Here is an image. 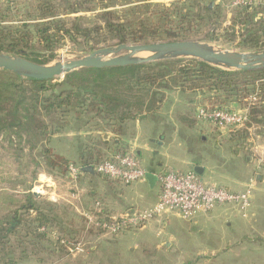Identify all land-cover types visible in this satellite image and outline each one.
Listing matches in <instances>:
<instances>
[{"label":"trees","instance_id":"16d2710c","mask_svg":"<svg viewBox=\"0 0 264 264\" xmlns=\"http://www.w3.org/2000/svg\"><path fill=\"white\" fill-rule=\"evenodd\" d=\"M51 2L35 0L38 12L35 19L23 20L15 27L0 25V54L47 65L54 59L61 42L67 38L72 42L81 39L89 51L111 43L118 46L188 41L192 38L193 27L213 24L210 14L217 15L220 11V6L211 1L206 4L193 3L186 8L185 14L177 10L180 3L170 7L159 5L151 17L135 22L125 18V14L120 15L104 7L101 8L98 22L82 26L79 17L71 22L60 19ZM63 4L66 6L60 9L65 16L90 11L79 7L78 3L69 4V0H61L60 7ZM202 12L206 15L203 16ZM154 18L156 22H152ZM233 25L241 27L237 35V47L241 51H264V5L236 9ZM234 33L232 39L235 38ZM204 40L217 42L218 37L210 32ZM171 91L209 95L206 98L209 106L203 105L209 111H237L246 106L247 122L240 130V139L248 145L245 143L247 130L253 126L264 134V68L225 71L196 59L178 58L126 67L86 68L72 72L60 81L35 80L0 70V137L17 138V144H9L19 147L18 156H22L20 153L24 148L36 153L39 157L36 164L44 165L48 174L68 178L69 167L73 166L79 170L75 180L90 175L113 185L115 180L104 178L93 169L115 153L127 154L115 149L118 138L112 142L114 149L105 155L94 153L86 146L79 147L78 160L73 162L49 147L50 137L69 129L80 132L88 126L90 120L87 116L90 115L92 119L96 117L108 122L112 127L110 132L119 136L127 122L148 114L152 116L163 102L164 93ZM249 98L253 100L251 105L247 102ZM182 122L186 126L193 125V122ZM30 201L28 197L29 206L19 208L23 210L22 215L19 214L20 210H9L10 214L0 221V248L5 246L4 242L10 235L17 234L15 231L19 227L23 228L18 235V254L15 255V249L1 256L0 264H19L17 260H20L21 250L35 252L42 242L62 254H69V249L83 243L85 236L101 235L93 227H87L84 218L82 232H58L55 230L57 226L50 223L48 212ZM4 203H0L1 211L5 210L2 206ZM29 210L34 212L33 218H29ZM99 216L110 219L104 208ZM51 233H56L65 244L52 241L49 237ZM29 236L32 238L30 241L26 239Z\"/></svg>","mask_w":264,"mask_h":264},{"label":"rangeland","instance_id":"374dc122","mask_svg":"<svg viewBox=\"0 0 264 264\" xmlns=\"http://www.w3.org/2000/svg\"><path fill=\"white\" fill-rule=\"evenodd\" d=\"M132 0H69V4L78 3L79 7L83 9L90 10L88 12L78 13L75 15H62L61 9L66 6L60 7L61 0H52L50 5L55 7V10L59 13L58 16L62 20H67L71 22L75 17L81 18L80 24L82 26H90L98 22V16L101 14L102 9L107 7L109 10L118 12L120 15L125 14V18L133 19L135 22L137 20L151 17L152 13L157 11V6L170 7L178 4V12L185 14L186 8L193 3L206 4L208 0H172L168 3H145L141 0H135L137 4L128 5L127 3ZM235 12V11H234ZM234 12L227 15L225 10L220 7V11L215 14L211 13V18L213 24H207L205 27H193L191 39L188 41H196L200 43H205L215 48L223 51H233V52H250L241 51L237 44L239 38H237L240 32V26L233 25ZM61 13V14H60ZM203 16L206 13H201ZM38 15L35 0H0V25L3 27H15L23 20L35 19ZM208 15V14H207ZM217 17V18H216ZM126 20V19H124ZM129 21V20H127ZM152 22H156L154 18ZM215 24V25H214ZM214 27V28H212ZM214 33L218 37L217 42H207L205 37L210 33ZM235 32V33H234ZM234 33L235 38L232 39V34ZM264 39V37H262ZM117 45L111 43L108 45H99L95 50L89 51L81 39H77L76 42L70 41L68 38L61 42V45L57 48L56 55L54 59L47 65H53L57 62H64V60L75 59L79 57H85L91 54L93 51L101 50L105 48H115ZM251 53V52H250ZM123 55V53H120ZM149 56L148 54H141L139 57L143 58ZM111 56L104 57V59H109ZM178 59V58H177ZM188 59V58H179ZM62 80V79H57ZM163 102L157 106L155 113L144 115V117L137 118L133 121H138L141 126L146 123L154 121V123H168L171 122V127H174L185 135V138L190 145L191 151H202L205 149L206 160L215 167L214 172L219 173V169L226 171L229 175L231 174L237 180L244 179L245 177H252L258 173H261V166L264 163V134L259 133L260 129L253 126L247 130V144L242 142L240 130L243 127L225 128L220 129L212 124L202 122L197 118V108L204 107L208 105L207 96L196 95L191 92L179 93L177 91L165 92ZM253 100L249 98L247 102L250 103ZM255 102V101H254ZM248 104V103H247ZM204 105V106H203ZM209 106V105H208ZM241 112L246 111L247 107L244 106ZM90 120L88 126L85 129L80 130V132H75L69 129L63 132L62 143L66 153L72 152L74 150L73 143L67 140L70 137H66V134H77L76 146L83 147L86 146L90 148L94 153L99 152L101 155H105L109 150L113 148V140L120 139V135L117 136L111 133V128L108 122L101 120L100 118L92 116H87ZM86 117V118H87ZM91 118V119H90ZM182 121L193 122V125L186 126L182 124ZM128 123V122H127ZM73 126V125H72ZM129 136H126L130 138ZM17 138L15 137H0V203L5 202V210H0V221L10 214L9 210H20L23 214V210L19 209L21 204H18L19 199L24 200L27 198L30 192V185L34 184L36 172L47 173V168L42 164H36L39 160L36 153H30L27 149H23L21 157L18 156L17 147H12L11 143L17 144ZM9 142H11L9 144ZM105 142L108 144L106 145ZM107 146V148L105 147ZM50 147V146H49ZM51 148V147H50ZM52 149V148H51ZM203 149V150H204ZM53 150V149H52ZM54 151V150H53ZM55 152V151H54ZM56 153V152H55ZM23 157V158H22ZM260 168L257 169V168ZM258 171L256 173L255 171ZM264 173V171L262 172ZM51 175V174H48ZM206 175V173H205ZM54 177V175H51ZM216 175L206 176L207 179L215 177ZM61 179V177L57 176ZM68 176V180L74 181L76 185L74 192L82 190L80 193L88 208L87 213H91L94 209L95 202L101 205V208L106 210V213H111L112 217L123 215L121 213L120 207L123 203L128 205L133 204L132 201H143L150 197V192L147 187L140 182H134L129 185H124L119 181L112 182L113 185H108V182L96 176L83 175L80 180H76ZM158 188V186H157ZM7 189L6 191H3ZM29 189V190H28ZM254 189V187H253ZM27 190L26 194H16L12 191H24ZM76 190V191H75ZM36 191V190H35ZM261 193L255 192V197L253 201V212L256 216L251 220V227L249 228V220L242 218L241 212L234 206L233 214L234 219L231 220L232 225L229 228H223L221 225V218H215L206 220L203 222V228L199 231L197 227L190 220H184L181 216L175 212L160 214L157 217L149 220L143 227L132 228L119 232L116 235H99L100 240H112L115 237L117 239V249L119 251L121 260L128 261L127 264H135L139 262H145L150 260H155L158 257L166 256V248L161 247L158 253H154V250L144 251V248L153 249L156 243L161 241H166V238L170 234H179L182 232H216L219 235L220 240L226 239L222 234L223 232L228 235V239L231 241V251L228 254L219 252L216 259L220 264H243L245 260H249V256L253 257L259 246V235L253 233L251 237H247V246L243 248L241 241L244 236V232H264V178L261 185ZM122 192V194H121ZM159 192V189H157ZM253 192L251 193L250 200H252ZM122 202V203H121ZM38 206L48 212L50 223L57 226L55 230L58 232H82L84 228L83 216L75 212L71 213L69 210H61L58 206L53 207L50 203L46 201H37ZM6 206V207H5ZM37 207V206H36ZM35 207V208H36ZM57 207V208H56ZM136 209H140L135 207ZM7 210V211H6ZM128 208L124 211H130ZM252 209H248L250 211ZM119 211V212H118ZM143 211V210H134ZM29 218H33L34 214L27 213ZM163 216V217H162ZM202 216V215H201ZM166 218V219H165ZM22 228V227H21ZM20 227L15 231L13 235H10L5 241V246H3L0 252V257L5 256V254L15 250L20 242L18 235L23 232V228ZM21 234V233H20ZM73 235V234H72ZM77 235V234H76ZM80 237V236H79ZM97 238V237H95ZM28 241L32 239L30 236L26 238ZM86 239V238H85ZM83 242L84 251L88 247L89 243ZM103 244V243H102ZM106 246V245H105ZM135 250L131 251V248ZM252 251V252H250ZM14 252V251H13ZM17 249L15 250V255H17ZM14 255V256H15ZM77 254H74L76 256ZM150 259V260H149ZM176 261V259L171 262ZM222 262V263H221Z\"/></svg>","mask_w":264,"mask_h":264},{"label":"crops","instance_id":"0c3cea01","mask_svg":"<svg viewBox=\"0 0 264 264\" xmlns=\"http://www.w3.org/2000/svg\"><path fill=\"white\" fill-rule=\"evenodd\" d=\"M132 1L133 2L129 1L127 4H137L135 0ZM170 1L172 0H141V2L145 3H168ZM234 107H236V105H234ZM171 125V122H168L167 124H155L154 121H152L141 126L138 121H130L123 126V131L119 137L120 139L115 140V149L135 155L140 162V165L148 172V174H152L153 176L161 170L186 173L191 171L194 172V168L199 167L202 169V174L198 176L205 184L214 185L230 191H242L249 180L254 179L253 195L249 207V210H252L250 211V214L249 211H247L245 216L242 215V218L244 219L250 217V228L251 220L256 216V213L253 212L252 205L255 192H262L261 185L264 178V173H262L264 171V163L261 166V170H263L261 173H258L256 170L255 172L258 174L252 177H249L248 175V177L241 180L235 179L231 174L229 175L222 169H219V173L216 174V172H214L216 171L215 167L206 160L207 158H205L207 156L205 149L202 148V151H191L185 135H183L182 132L179 133V131H177L176 128L171 127ZM74 133L65 135L67 138L71 136V138H68L67 140H70L74 145L72 146L74 147L72 152H65L61 145L63 140L62 135L51 136L48 144L57 154L64 156L70 161L76 162L79 157V151L78 146H76L77 140L75 138V135L77 134ZM129 134L131 135L130 138L126 137L129 136ZM257 169L260 170L259 167ZM211 175L216 176L211 177V179L206 178V176ZM73 182H69L67 178L60 179L57 176L52 177L51 175H46L42 172H36L34 184L29 187L30 192L28 197L31 199L30 202L33 205L38 204L37 201H46L53 207L58 206L64 211L71 210L70 212L72 214L77 212L84 218L88 206L86 205L83 196H80V193L83 191L79 190L78 192H74L76 185H74ZM75 182L78 183L76 180ZM140 184L147 187L150 192V197L139 202L132 201L134 203L131 205L123 203L119 208L120 211L122 210L121 213L129 212L124 211L128 208L132 209L130 211L147 210L153 207L156 203L158 198V188L156 183L150 186L145 179L140 181ZM6 190L7 189H4L3 191ZM38 190H41L42 193L40 194ZM12 192L21 195L23 193L26 194L27 190ZM28 197L22 201L19 199L18 204L22 203L20 208L23 209L29 206V204H27ZM134 206L140 209H136ZM233 211L234 210L230 205L218 206L209 213L198 214L192 219L193 222L191 223L200 231L204 227V221L221 218L222 227L229 228L232 225L231 220L234 219L235 215L233 214ZM28 212L32 215L34 214L32 210H29ZM165 215L166 214H164V217H166ZM253 233L259 235V246L257 247V251H254V256H249V260H245L243 264H264V232H244L241 245L243 248H246V239L247 237H251ZM222 234L226 237L225 240L222 238L220 240V237L216 232H182L179 234H170L167 236L166 241L156 243L153 249L144 248V251L154 250V253H158L161 250V247H165V257H158L153 261L149 259L150 262L145 261L135 264H220L218 259H216L217 254L220 251L224 254H228V252L232 250L231 245H233L228 239V235L224 232ZM119 236L112 240L103 241L98 239V237L85 236L86 239L84 240H86L89 245L85 251L83 249V251L76 256L68 253L62 254L60 251L54 250L51 246L42 242L39 244L38 248L36 247L37 251L35 249V252L28 249L21 250L19 253L20 260L17 261H19V264H127L126 262L128 261L121 260L117 249V239ZM133 250H135L134 247L131 248V251ZM174 259H176V261L171 262Z\"/></svg>","mask_w":264,"mask_h":264},{"label":"built area","instance_id":"2783aa9c","mask_svg":"<svg viewBox=\"0 0 264 264\" xmlns=\"http://www.w3.org/2000/svg\"><path fill=\"white\" fill-rule=\"evenodd\" d=\"M218 4L230 15L236 9L250 8L256 5H264V0H209ZM197 118L220 129L243 127L247 122L246 111H209L205 107L197 108ZM95 173L110 180L119 181L124 185L145 180L148 172L140 165V162L132 153L121 155L115 153L110 159L98 164L93 169ZM79 170L69 167V176L76 178ZM155 183L158 186V198L153 207L143 211H129L120 216H110L109 220L99 216L102 213L101 205L95 202L91 213L84 215L87 227L98 230L102 236L116 235L119 232L132 228L143 227L149 220L160 214L175 212L184 220H190L200 213H209L218 206H234L243 216L250 207V196L254 187V179H250L242 191H230L214 185L205 184L194 172L180 173L171 170H161L155 175ZM41 194L42 191L38 190ZM37 193V192H36ZM43 230V229H42ZM54 242L60 240L56 233L50 234ZM83 243H77L69 249V254H79L83 251Z\"/></svg>","mask_w":264,"mask_h":264},{"label":"water","instance_id":"95a60500","mask_svg":"<svg viewBox=\"0 0 264 264\" xmlns=\"http://www.w3.org/2000/svg\"><path fill=\"white\" fill-rule=\"evenodd\" d=\"M141 54L149 56L141 58L139 57ZM108 56L111 58L104 59ZM177 58L196 59L225 71H249L264 68V51L251 53L223 51L205 43L180 41L118 45L115 48L96 50L85 57L64 60L62 63L57 62L53 65H40L22 58L0 54V70L35 80H57L86 68L126 67ZM194 172L201 175L202 169L195 167ZM145 179L150 186L155 183V177L152 174H146Z\"/></svg>","mask_w":264,"mask_h":264}]
</instances>
